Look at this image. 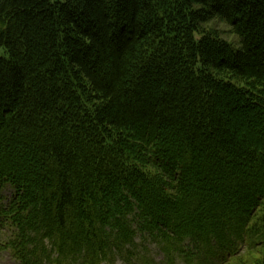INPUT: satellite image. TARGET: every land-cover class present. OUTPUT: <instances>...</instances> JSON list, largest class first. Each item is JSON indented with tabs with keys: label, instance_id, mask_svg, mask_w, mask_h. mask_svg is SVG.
<instances>
[{
	"label": "trees",
	"instance_id": "16d2710c",
	"mask_svg": "<svg viewBox=\"0 0 264 264\" xmlns=\"http://www.w3.org/2000/svg\"><path fill=\"white\" fill-rule=\"evenodd\" d=\"M3 230L19 264H264V0H0Z\"/></svg>",
	"mask_w": 264,
	"mask_h": 264
},
{
	"label": "rangeland",
	"instance_id": "374dc122",
	"mask_svg": "<svg viewBox=\"0 0 264 264\" xmlns=\"http://www.w3.org/2000/svg\"><path fill=\"white\" fill-rule=\"evenodd\" d=\"M52 1H64V0H52ZM217 31L220 38L224 41L230 43L233 47H238V38L233 34L230 27L221 19L214 17L206 24ZM248 133V131H245ZM13 190L10 187H6L2 190V195L4 197V203L11 197ZM7 235V231H0V237ZM190 248V247H189ZM130 257L128 253L117 254L111 262L105 261L103 264H164L165 254L161 247L149 240L138 238L135 245L131 247ZM190 250V249H189ZM116 254V253H115ZM200 255L193 252L190 258L193 261L199 259ZM195 263V262H194ZM0 264H19V262L11 255L9 250L3 249L0 251ZM172 264H188L182 257H175L172 260ZM196 264V263H195Z\"/></svg>",
	"mask_w": 264,
	"mask_h": 264
}]
</instances>
